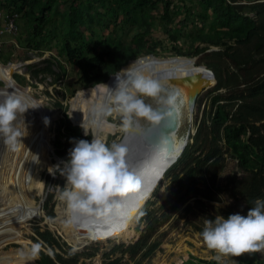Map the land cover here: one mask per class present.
<instances>
[{"label":"trees","instance_id":"obj_1","mask_svg":"<svg viewBox=\"0 0 264 264\" xmlns=\"http://www.w3.org/2000/svg\"><path fill=\"white\" fill-rule=\"evenodd\" d=\"M188 1L194 5H189ZM243 1L181 0L182 5L174 6L173 0H0V11L5 16L17 15V32L19 35L21 25L24 33L20 40L27 47L40 51L54 46L57 53L65 56L68 64L77 69L82 88L69 102L68 118L84 137H87L85 131L88 132V139L91 131L85 123L90 118L86 108L90 97L94 91L106 90L100 82L110 85L114 77L112 74L129 59L148 53L158 58L180 56L174 62L184 71L210 70L216 79V93L208 108L203 110L196 132L191 137L192 143L187 144L182 155L168 170L172 173L171 179L179 197L172 209L199 196L207 202H214L218 200V194L224 192L231 198L230 206L221 213L227 216L236 211L246 212L255 197H264V0ZM61 7H65L62 12ZM182 14L181 23L185 28L200 24L193 31L194 35L193 32L189 34L187 53H181L173 46L176 56L155 55L159 42L153 40L151 33L156 21L160 23L163 18L171 21V16ZM208 18L210 21L207 23ZM111 26L114 32L109 33ZM119 29L134 30L130 44L112 38ZM174 31L165 29L172 44L180 36ZM6 35H2L4 42L0 52L4 51L3 45H11L6 41ZM211 47L218 49L208 51ZM197 55L200 57L196 63L185 59L189 58L186 56ZM53 62L58 64L56 59ZM45 63L46 67L36 68L31 78L41 82L39 74L52 75L55 72L51 69L52 62ZM219 90H225V94L219 93ZM66 132L84 138L70 125ZM57 144L61 143L57 141ZM69 147H65L63 152H67ZM227 156L236 159L237 165L226 177V184L219 187L217 180L226 165ZM200 183L204 190L200 189ZM51 198L50 193L42 206L49 218L53 216L49 207ZM147 201L140 212L151 204ZM199 203L204 212L205 203ZM192 211L188 204L185 213ZM146 213L138 216V223L146 219ZM154 229L144 230L135 243L124 249L134 264H141L159 247L160 240L151 241ZM198 230L200 233L201 228ZM35 233L37 241L43 245L56 246L66 253H55L52 258L41 252L37 264H78L79 255L62 250L48 230L39 231L36 228ZM105 257L104 264H122L123 257L113 258L110 254H105ZM236 258V264H264L257 250L236 253ZM189 264L195 263L190 260ZM197 264L220 263L199 260Z\"/></svg>","mask_w":264,"mask_h":264},{"label":"rangeland","instance_id":"obj_2","mask_svg":"<svg viewBox=\"0 0 264 264\" xmlns=\"http://www.w3.org/2000/svg\"><path fill=\"white\" fill-rule=\"evenodd\" d=\"M241 1L244 3L243 0ZM187 3L189 5H194V3L190 4L189 1ZM177 4L182 5L181 0H173L172 5L175 6ZM63 10H65V7L60 8V12ZM2 12L0 11V14L4 15ZM169 15H171V13ZM182 16L183 14L180 16H171L170 20L172 22L167 18H163V21L160 23L159 21H156V26L153 28L151 33L153 40L159 42V47L155 48L157 52L155 55L162 57L176 56L174 50H172L173 46H176V48L180 50L181 53H187L186 50L189 47L190 41L189 34L193 31H196V29L200 27V24H193L185 28V26H183L181 23ZM120 20L121 17L119 21ZM207 20L208 23L210 18ZM109 29V33L114 32L111 31L113 30L112 26ZM165 29H175L174 32L180 34L177 42L174 44L171 43V37L168 35L169 32L166 34ZM132 32H134V30H132ZM132 32L119 29V32L117 34H113L112 38L122 39L125 42L124 44H130L131 37L133 35ZM22 33H24V30H21L20 25L19 35H6L7 38L5 39H8L6 41L12 45H3L5 48L4 51L0 52V60L5 65L8 63L15 65V70L12 73V76L19 87L23 89L20 91L27 93L32 98V100L37 103L38 107L45 112L47 115L46 117L49 118L48 123L43 125V129L48 131L47 136H49V144L55 153H64L63 149L70 145L69 140H67L69 138L68 136L71 135V137H74V135L66 132L67 127L70 125V128L77 131L81 136L79 128L73 127L67 117L70 100L76 95L77 91L82 88L78 82V71L76 68H74V66L68 64L65 56L59 55L57 53V50L54 46H51L49 49L43 48L40 51L37 49L33 50L31 47H27V45L22 43L20 40V37L23 36ZM194 34L195 32L192 33V35ZM16 38L19 43L17 42ZM196 45L197 43L194 44V46ZM198 47L201 48L203 45H198ZM216 49L218 48L211 47L208 49V51ZM192 51H194V49H192ZM139 56H142V54H138L137 57ZM199 57L200 56L198 55L195 57L196 62ZM54 59L57 60L58 64H54ZM45 61H50L53 63V67H51V69H54L55 72L52 75H49L48 73L39 74V78L42 77V81L38 82L36 79L31 78V73L36 68H45ZM27 65L30 67L28 68ZM198 72L205 73L207 71L203 70ZM213 85L214 84L204 87V89L197 96L195 111L192 115V121L189 127V129L194 131V133L196 132L197 124L202 118L203 110L208 108L212 96L216 93L214 91L216 84L214 86ZM3 86L4 85L1 82L0 88L3 89ZM218 92L225 94V90H219ZM115 112V115L108 113L103 119H107L112 124L119 125L121 122L120 113L118 111ZM72 118L75 121V117L72 116ZM36 119V113L32 112V109L29 108L24 114H20L18 116L17 126L21 128L22 124L25 126L30 123H35ZM108 127L111 129V132L106 136L105 141L112 142L115 140L119 142L123 136V129L119 128L118 126ZM36 128L37 129L29 131V133H25L27 134L25 137L32 136L34 140L40 139V137L35 134V130L39 132V126ZM90 133L92 135V132ZM86 139H88V136ZM89 139H91V137ZM57 141H59L61 144H57ZM192 141L193 140L191 139V142L189 141L188 143H192ZM6 150L7 147L2 142H0V167L4 161H2V158L4 159L6 156ZM49 150L50 151H47L44 154L43 167L39 172V180L44 186L43 192L40 195L35 194L33 197L38 209L32 212V216L30 218L25 219L19 218V212H15V215L12 213V211L9 212L14 221H19L21 225V236L16 241L9 239L8 242L0 247V264H35V261L37 262L41 252L49 255L52 258H54L55 253H61L62 255L66 254L56 246L50 247L43 245L41 241H37V236L35 233L36 228H39V231L48 230L55 240H57L61 245L62 250L68 253L78 254V264H104V261L107 260L105 254H110V257L113 258L123 257L121 260L122 264H134V260L130 259L129 253L124 251V249L127 246L135 243V241L144 233V230L146 231L149 228H155L151 234V241L156 239L160 240V245L154 254L148 259L144 260L141 264H159L163 260L170 262V264H189L190 260H192V262L195 264H197L199 260H216L220 264H236V253H224L219 249L209 247L198 233V228L202 229L203 227V216L214 218L216 211L222 213L230 206L231 202L226 205L222 204V206L217 210L214 202H207L205 198L199 196L197 198L188 200L182 205H177L174 209H172L179 197L175 192V185L171 179L172 173H168V171L165 172L162 180L159 182V185L155 187L152 196L148 199L151 204L149 206H145L143 210L141 212L139 211L140 213H138L135 217L134 226L132 229L134 228V231L137 232L139 236H134L135 238L132 237L127 243H117L113 238H109L106 244L99 241H92L83 249L77 250L67 240L62 226L58 221V209L69 211L65 201L59 198L57 188V184L62 186L65 183V178L58 173V169L49 168L50 166H54L66 159L67 155H64L65 158L61 157V161H56L54 159L53 150ZM17 151L18 150L15 149L14 153ZM236 163V159L231 157L227 158L226 165L219 174L217 180L219 187H223L226 184V177L235 170L237 165ZM199 187L200 189L204 190V187L201 183ZM50 193L52 194V198L49 202V207L51 206L52 209V218H49L46 211L42 207L44 204V202L42 203V200L45 201L46 197ZM199 201L205 203V208H203L204 212L201 211V205ZM188 204H190L193 210L191 213H185V207ZM144 212L146 213V219H143L138 223V216ZM66 216L67 214L65 217ZM158 222L162 223L156 224ZM8 225L9 224L6 222V224H4L2 227H6ZM3 230L4 229H1L0 231ZM179 243V248L184 246L186 249L183 252L176 253ZM10 251H13L14 255ZM20 251H28V253L33 256L30 258L31 263H26L25 259L20 258L18 254ZM257 252L259 257L263 260L264 248L258 249ZM137 258L138 256L135 259ZM175 258H178L179 261L173 260Z\"/></svg>","mask_w":264,"mask_h":264},{"label":"clouds","instance_id":"obj_3","mask_svg":"<svg viewBox=\"0 0 264 264\" xmlns=\"http://www.w3.org/2000/svg\"><path fill=\"white\" fill-rule=\"evenodd\" d=\"M8 17L10 15H1V29ZM6 34L14 36L18 32ZM2 35L0 46L4 42ZM0 62L2 63L1 60ZM135 65L137 61L134 58L128 66L112 74L115 78L114 86L100 82L112 103L93 106L89 121L91 127L108 125L124 130L133 127L139 129L145 124L156 125L165 115L173 116L178 113L180 90L166 86L160 79L146 74ZM29 108L31 106L25 103L23 96L14 90L0 92V142L9 150L24 144L21 137L27 134L17 126V120ZM113 110L120 113L119 125L101 118ZM44 119L47 124L49 118ZM79 131L81 132L80 129ZM85 135L88 136V132L85 131ZM81 136L84 137L82 133ZM164 139L166 140L165 137ZM69 142L67 153L59 155L53 150L54 156L65 158L64 155H67V158L49 167L58 169V173L65 178L62 186L57 184L58 196L65 201L72 219L78 215H87L107 224L111 220L112 212L119 207L116 198L136 192L140 188L139 176L125 159L127 148L115 140L106 142L95 134L91 135V139L69 137ZM230 202L231 198L226 193H221L214 205L218 210L222 204ZM203 217V227L198 233L209 247L224 253L264 248V197H255L246 212L236 211L225 216L216 211L214 218Z\"/></svg>","mask_w":264,"mask_h":264},{"label":"bare ground","instance_id":"obj_4","mask_svg":"<svg viewBox=\"0 0 264 264\" xmlns=\"http://www.w3.org/2000/svg\"><path fill=\"white\" fill-rule=\"evenodd\" d=\"M171 58L173 60H171ZM175 59L177 58H158L150 55L146 59L137 61V65L135 66H138L141 71L154 78L162 76L166 77L173 74L176 75V77H182L199 73L198 71H184L178 68L174 62ZM185 59L191 61L189 58ZM131 62H129L128 65ZM14 70L15 65H12L11 63L5 65L0 62V81L5 86L3 89L0 88V92L4 90H14L17 94L23 96L25 103L31 106L32 112L36 113L37 119L35 123H30L25 126L22 124L21 130L25 133H29V131L37 129L36 127L39 126V132L35 130V134L39 136L40 139L34 140L32 136H23L21 139L24 144H20L15 148L18 151L14 153L15 149L9 150L7 148L5 151L6 156L4 159L2 158V161H4L0 167V230H4L0 231V247L8 242L9 239L16 241L21 236L20 223L18 220L14 221L9 212L12 211L13 214L19 212V218L25 219L30 218L32 212L38 209L33 197L35 194L40 195L43 192V185L39 180V172L43 167L44 154L47 151H50L49 149L53 150L48 142V131L43 129V125L45 124L44 118L47 115L27 93L20 91L23 89L18 86L12 76ZM201 78L203 80L202 88L215 84L214 75L210 71L201 73ZM114 82L115 79L109 83V86H114ZM169 87L177 89L176 86ZM179 90L181 95L177 100L178 113L175 115V128L172 132V141L175 145L180 144L184 140L189 122L186 107L188 90L184 87H179ZM101 103L106 105L112 103L106 90L94 91L90 97L88 107L86 108L88 113H91V116L86 121L85 126L90 128L92 135H99L105 139L111 132L108 125L93 128L88 124V121L92 118L93 106ZM111 114L115 115V110H113ZM101 118L103 119L104 116ZM149 125L150 124H145L143 128ZM54 159L56 161H61L62 158L54 156ZM158 165L159 163H154L145 169H142V167L136 168V171L140 168L142 169L139 174L147 171V174L140 179L141 184L139 190L117 197L119 207L112 212L111 220L107 224L102 220L94 219L87 215H84L83 218L72 219V214L69 211L58 209V221L62 226L64 235L73 247L77 250H81L92 241H99L106 244L109 238H113L117 243H127L132 237L139 236L132 227L134 226L135 217L145 205L146 201L152 196L155 187L159 185V182L165 174V168L158 170ZM66 214L67 216L65 217ZM77 221L81 222L78 223ZM6 222L9 225L2 227ZM179 246L180 243L178 244V250H176V253L183 252L186 249L184 246H182V248H179ZM10 252L14 255L13 251ZM18 254L20 258L26 260V263H31L30 258L33 256L28 253V251H20ZM173 260L179 261L178 258ZM159 264H170V262L163 260Z\"/></svg>","mask_w":264,"mask_h":264},{"label":"water","instance_id":"obj_5","mask_svg":"<svg viewBox=\"0 0 264 264\" xmlns=\"http://www.w3.org/2000/svg\"><path fill=\"white\" fill-rule=\"evenodd\" d=\"M150 55L152 54L138 57L135 60L140 61L142 59L148 58V56ZM179 57L180 56H177V58ZM189 59L192 61V64L196 62L195 57H189ZM133 60H128L126 65ZM124 67L125 65L122 66L121 68ZM156 78L164 82L166 86H176L177 89H179V87H184L188 90L186 107H187L189 122H188V127L186 129L184 140L177 145H175L172 141V132L174 131L175 128L174 127L175 115L173 116L165 115V117L162 118L161 121H159L156 125L150 124L145 128L142 127L137 129L136 127H133L129 130L123 129V136L119 141V143L126 146L127 153L125 159L129 167L134 171L136 175L139 176L140 179H142L144 175L147 174L146 173L147 171L139 174L142 169L150 167L151 164L159 163L157 169L161 170L165 168L164 172H166L182 155L188 142L189 141L191 142V136L194 135V131H191L189 127L191 125L192 115L195 111L197 96L204 89L201 87L203 81L201 78V73L192 74V75L190 74L182 77H176V75L173 74V75H168L166 77L162 76ZM215 84H216V79H215ZM95 86H97V84ZM164 137L166 138V140L164 139ZM139 167H142V169L140 168L139 170L136 171V168ZM83 217L84 215H78L75 217V219L83 218ZM77 222L79 223L81 221H77ZM35 264H37L36 261Z\"/></svg>","mask_w":264,"mask_h":264},{"label":"built area","instance_id":"obj_6","mask_svg":"<svg viewBox=\"0 0 264 264\" xmlns=\"http://www.w3.org/2000/svg\"><path fill=\"white\" fill-rule=\"evenodd\" d=\"M17 15L13 14L12 16L8 17L3 24V28H0V35L4 33H15L17 32V26L15 24V19ZM1 18V15H0Z\"/></svg>","mask_w":264,"mask_h":264},{"label":"flooded vegetation","instance_id":"obj_7","mask_svg":"<svg viewBox=\"0 0 264 264\" xmlns=\"http://www.w3.org/2000/svg\"><path fill=\"white\" fill-rule=\"evenodd\" d=\"M86 107H88V103H87V106Z\"/></svg>","mask_w":264,"mask_h":264}]
</instances>
